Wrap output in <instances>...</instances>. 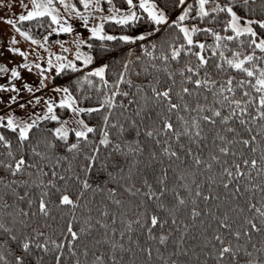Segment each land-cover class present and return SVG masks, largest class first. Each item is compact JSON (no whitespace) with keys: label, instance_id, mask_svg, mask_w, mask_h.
<instances>
[{"label":"snow or ice","instance_id":"obj_1","mask_svg":"<svg viewBox=\"0 0 264 264\" xmlns=\"http://www.w3.org/2000/svg\"><path fill=\"white\" fill-rule=\"evenodd\" d=\"M0 11V264H264V0Z\"/></svg>","mask_w":264,"mask_h":264},{"label":"rangeland","instance_id":"obj_2","mask_svg":"<svg viewBox=\"0 0 264 264\" xmlns=\"http://www.w3.org/2000/svg\"><path fill=\"white\" fill-rule=\"evenodd\" d=\"M15 3V0H14ZM17 11H19V9H16ZM4 13L2 11H0V15H3ZM10 28L8 25L4 24L3 22H0V41H2L3 38H6L8 35ZM18 41H19V45L25 49H28V43H26L22 37H17ZM57 39H69V37L63 36V37H55L54 39H52V41H55ZM53 47V49L55 51H59L60 50V46L58 44L52 43L51 45ZM34 47V46H33ZM30 59L32 58L31 56L29 57ZM16 59H19V57H16Z\"/></svg>","mask_w":264,"mask_h":264},{"label":"trees","instance_id":"obj_3","mask_svg":"<svg viewBox=\"0 0 264 264\" xmlns=\"http://www.w3.org/2000/svg\"><path fill=\"white\" fill-rule=\"evenodd\" d=\"M63 36L65 35L64 34H53L50 40L52 41V39H54L55 37H63Z\"/></svg>","mask_w":264,"mask_h":264}]
</instances>
